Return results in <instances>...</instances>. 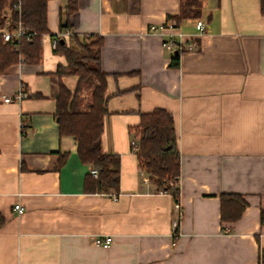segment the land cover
I'll return each mask as SVG.
<instances>
[{
    "label": "crops",
    "instance_id": "0c3cea01",
    "mask_svg": "<svg viewBox=\"0 0 264 264\" xmlns=\"http://www.w3.org/2000/svg\"><path fill=\"white\" fill-rule=\"evenodd\" d=\"M183 1L78 0L63 29L69 0H49L40 61H20L0 73V264H259L264 248L260 0H197L198 17L179 19ZM12 11L7 2L5 15ZM153 24L167 29L151 31ZM65 30L103 40L109 113L102 145L120 157L117 189L85 190L93 168L79 158L77 139L59 130L60 84L74 91L79 80L58 72L68 61L55 50L53 37ZM178 33L187 42L181 52L165 44L179 40ZM190 43H196L192 50ZM176 52L179 65L173 66ZM21 88L28 95L17 100ZM8 96L13 99L5 102ZM83 97L89 103L91 92ZM157 108L175 119L183 212L177 239L175 197L158 186L138 149H132L142 114ZM223 192L248 201L234 223L221 221ZM100 235L112 236L109 247L95 243Z\"/></svg>",
    "mask_w": 264,
    "mask_h": 264
},
{
    "label": "trees",
    "instance_id": "16d2710c",
    "mask_svg": "<svg viewBox=\"0 0 264 264\" xmlns=\"http://www.w3.org/2000/svg\"><path fill=\"white\" fill-rule=\"evenodd\" d=\"M19 1L20 9L13 8L12 21L16 23L21 20L35 34L8 42L0 35V73L20 61L39 62L42 57L41 39L43 34L49 32V0H0V24L3 25L6 21L4 9L7 2L13 7ZM196 1L184 0L178 18L198 17ZM77 8L78 0H69L68 18L62 24L63 29L69 28V16ZM260 9L264 15V0H260ZM102 44L100 36L80 37L70 33L65 42H58L55 49L65 54L68 61L66 67L59 66V74L79 75L74 91L64 83L60 84L57 93V117L61 135H73L78 141L81 161L98 171L97 176L89 172L85 178V190L92 193L117 189L120 183V157L116 153L105 152L102 145L104 118L109 113L107 74L101 68ZM172 64L179 65V53L174 56ZM85 88L92 89L91 100L87 104H84L81 94ZM138 133L139 161L160 188L172 193L175 200L180 199L179 186H172L170 183L171 180H179L181 163L173 114L163 108L142 114ZM220 201L223 224L238 221L248 204L244 195L233 192L221 193ZM261 223L264 224V210L261 212ZM259 264H264V248L261 249Z\"/></svg>",
    "mask_w": 264,
    "mask_h": 264
},
{
    "label": "built area",
    "instance_id": "2783aa9c",
    "mask_svg": "<svg viewBox=\"0 0 264 264\" xmlns=\"http://www.w3.org/2000/svg\"><path fill=\"white\" fill-rule=\"evenodd\" d=\"M20 4L21 2L19 1L18 3H15L13 5L12 8H18L20 9ZM5 24L1 25L0 24V35L3 37V40L5 42L11 41L13 39H20L23 36H27V37H32V34H35V32H33V30L29 27L26 26L21 20H19L18 22L14 23L12 21V16L10 15H5ZM205 27V23L201 20H199L197 22V28L200 30H203ZM160 30L161 33H163L167 27L166 25H151L150 26V30L151 31H156V30ZM71 33V31L67 30V31H63L60 34H58L57 36L53 37V46L57 47L58 42L61 41V39H67L68 35ZM179 36V40H176L174 38H170L168 40L165 41V44L171 48V49H175L176 51H183L185 49L184 45L186 42L184 35L182 33H178ZM196 43H190L188 46V49H193L195 48ZM16 49H18V45L16 46ZM28 95V91L24 90V89H20L17 94L14 96V98H16L17 100H21L22 98L26 97ZM13 97L8 96L4 98L5 102H10L12 101ZM132 149L134 151H136L138 149V142L136 140L132 141ZM91 172L97 176L98 175V171L97 169H91ZM171 185L172 186H179V180H171ZM117 194L114 193V198H117ZM16 209L19 212H22L24 209L20 204L15 205ZM175 208L178 210V215L174 220V232H173V236L175 237V239H177V237H179L180 235V231H179V224H180V220L183 216V212L181 210V202L180 199L175 200ZM95 243L97 245L103 246L105 248L109 247L110 244L112 243V236L110 235H100L97 236L95 239Z\"/></svg>",
    "mask_w": 264,
    "mask_h": 264
},
{
    "label": "rangeland",
    "instance_id": "374dc122",
    "mask_svg": "<svg viewBox=\"0 0 264 264\" xmlns=\"http://www.w3.org/2000/svg\"><path fill=\"white\" fill-rule=\"evenodd\" d=\"M90 92H92V89L85 88V89L81 92V94H82V96H83L84 94H89Z\"/></svg>",
    "mask_w": 264,
    "mask_h": 264
},
{
    "label": "water",
    "instance_id": "95a60500",
    "mask_svg": "<svg viewBox=\"0 0 264 264\" xmlns=\"http://www.w3.org/2000/svg\"><path fill=\"white\" fill-rule=\"evenodd\" d=\"M61 41H62V42H65V40H64V39H61ZM176 54H178V52H176Z\"/></svg>",
    "mask_w": 264,
    "mask_h": 264
}]
</instances>
